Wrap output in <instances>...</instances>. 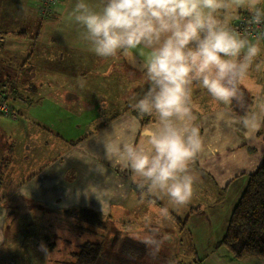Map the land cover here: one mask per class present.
Listing matches in <instances>:
<instances>
[{
    "label": "crops",
    "instance_id": "obj_1",
    "mask_svg": "<svg viewBox=\"0 0 264 264\" xmlns=\"http://www.w3.org/2000/svg\"><path fill=\"white\" fill-rule=\"evenodd\" d=\"M89 2L96 4L98 0ZM75 3L76 0H59L52 19L40 25L36 9L39 0H0V65L6 61L11 67L9 69L13 70L11 76L22 78L19 88L32 93L27 104L12 102L20 119L27 123L22 122V129L29 126L36 130L31 121L32 112L36 110V116H42V113L43 116H66V122L57 119L56 125L63 122L64 130L68 127L73 130V116L85 114L88 107L92 112L104 108L106 103H99V107L94 102L84 105L82 94L78 95L79 88L83 90L84 84L91 82L80 71L89 66L92 59L101 67L108 68L118 64L141 67L144 62L146 50L142 48L132 50L131 58L123 52L116 57L101 58L90 51L79 39L80 29L69 15ZM260 47L264 49L263 40ZM118 59L120 63L113 61ZM22 61L28 62V71L19 69ZM258 67L252 65L247 74L253 83L264 82V65ZM143 78L141 82H149L145 72ZM204 93L207 94V91L204 90ZM16 95L25 96L20 90L16 91ZM70 102L72 108L68 106ZM135 103L131 101L123 111L114 110L113 117L81 139L65 142L56 138L50 148L56 151L55 155L41 156V159L36 155L34 162L42 163L36 170L29 160V170L33 173L17 185L15 192L43 207L50 215L69 216L65 211L68 208L92 210L101 222H107L105 226L108 225L115 236L114 251L124 238L142 243L146 247L143 257L146 264L150 254L156 258L157 264H169L170 259L176 261L181 258L191 259V262L201 259L202 264H264L263 259L247 257L236 260L225 248L215 249V242L225 235L231 213L246 187L248 176L262 161L264 125L258 131H251L244 128L241 121L250 113L259 112L264 104L249 110L224 105L216 111L205 113L191 106L195 123L198 121L197 126L205 141V150L190 164V171L196 178L195 200L193 195L186 205L177 206L170 202L166 194L150 192L147 186L143 190L134 189L141 180L131 170L121 169L104 159V135L113 126L135 127L138 139L150 134L155 118L150 116V121L141 126L138 116H142L134 108ZM21 120L17 123H21ZM33 150H37L36 145L29 147L19 141L12 150L9 147L16 158L26 151L32 156ZM101 164L106 169L104 175L95 170ZM90 184L106 192L102 209L94 197H85L79 191ZM197 193L209 197L200 202L202 197H196ZM97 196H101V192H97ZM162 209L167 210L166 215L161 214ZM9 210L0 203V264L6 261L33 264L36 260L40 264H72L64 261L69 260V251L77 248L72 246L67 251L64 242L69 238V225L77 224V221L68 218L53 220L57 235L47 229L48 233L40 236H22L15 233L19 229L15 221L6 225ZM181 218L187 219L182 228L179 223V226L176 224ZM41 224L45 228L48 225L45 220ZM61 227L65 229L61 230ZM122 231L123 237L120 236ZM45 241L47 248L38 247ZM150 245H157L159 249L153 252ZM32 254L35 255L33 261ZM176 264L185 263L177 261Z\"/></svg>",
    "mask_w": 264,
    "mask_h": 264
},
{
    "label": "clouds",
    "instance_id": "obj_2",
    "mask_svg": "<svg viewBox=\"0 0 264 264\" xmlns=\"http://www.w3.org/2000/svg\"><path fill=\"white\" fill-rule=\"evenodd\" d=\"M262 0H76L69 12L79 27V39L101 58L144 49L141 67L149 81L134 108L154 116L150 134L136 137V128L123 125L106 130L104 159L131 170L141 187L164 193L177 206L194 195L191 162L205 150V141L191 107L193 85H199L217 102L230 104L239 93L260 55L264 32L254 40L231 24L240 8L251 13L255 25L264 24ZM258 131L264 125V105L241 121ZM100 175L106 169L97 165ZM94 197L100 207L106 192L90 184L79 190ZM101 192V196H97ZM162 209L161 214L166 215Z\"/></svg>",
    "mask_w": 264,
    "mask_h": 264
},
{
    "label": "rangeland",
    "instance_id": "obj_3",
    "mask_svg": "<svg viewBox=\"0 0 264 264\" xmlns=\"http://www.w3.org/2000/svg\"><path fill=\"white\" fill-rule=\"evenodd\" d=\"M40 1L41 0H39V4ZM58 1L59 0H55V3L57 4ZM261 6H264V2L261 4ZM243 11H247V9L240 8L238 11L232 14V17ZM39 16L46 20L48 19V14L42 16L39 13ZM52 16H50L49 19H51ZM21 59L24 58L22 57ZM15 60L18 59L15 58ZM113 61L117 63L121 62L119 59L118 61ZM17 62L16 65L18 64ZM252 65L257 69L260 68L258 67L259 65H264V49L261 50L260 55L254 60ZM9 70L10 73L7 74ZM12 71L13 70L9 69L6 64L0 65V80L5 79L6 77H11ZM80 72L84 73L86 79L91 80V82L84 84L83 90H81L80 88L78 90V95L82 94L83 96L84 105H89V103H91L90 105H92V103L94 102L98 107L99 103H106V106L104 108H100L99 110H97V112H92L88 107L85 110V114L73 116V120H71L73 122L71 124V126L74 127L73 130L71 127H68L64 130V127L62 126L65 125V123L63 122L59 125H56L57 119H63L66 122V116L53 114H51L50 116H43L44 113H42V116H36L38 110L32 112L31 118V121L36 127L37 131L29 126L22 129V122L23 124L27 123L26 121H22L20 119L21 117H19L17 110L12 115H8V113H6L4 109L0 110V203L10 208L6 225L14 223L15 221V224H17L19 228L15 233L18 235L40 236L43 235V233H48L47 229H50L56 234V230L54 228L55 223L53 222V220L60 221L62 219L64 220L65 218H68L70 221L83 220V218H76L75 216L50 215V213H48L47 210H45L43 207L36 205L26 198H22L19 193L17 194L15 192L17 185L24 178L33 173V171L29 170V160L33 162V167L36 170L39 166H41L42 163L34 162L35 156L37 155L41 159V156L48 157V155L51 154L55 155L56 151H52L50 148L51 143L56 142V138L58 140H64L66 142L70 139L77 140L87 136L88 134L101 127L105 123V121L113 117L114 110H117L118 112L123 111L128 103H130L131 101H136L140 97H142V95L150 86L149 82H141V80L144 79L143 75L145 70H143L142 67L138 66L123 67V65L118 64V66H115L114 68L101 67L100 65H98V62L92 59L90 65ZM59 75L62 74L60 73ZM59 78L63 79L62 76H60ZM106 78L108 80L104 81V79ZM238 85L244 89V91L246 92V96L250 98L249 102L247 101L248 103L246 104V106L242 101H232L230 104L219 103L215 101L208 93H204V89L202 87L195 84L193 85L191 106L195 107L202 113H205L211 110L216 111L218 110V108L224 107V105H230L233 109L242 110L244 108L249 110L258 105L264 104V82L253 83L251 82V78L247 75L239 81ZM8 86L10 88V83L8 84ZM201 88L202 90L200 91ZM10 90L12 89L10 88ZM18 90L23 91L25 94V96H22L18 102L27 104V99H29L28 97L32 98V93L29 94V92H27L29 91L28 89L23 90L19 88ZM57 92L60 93V91ZM239 93L244 98V92L241 91ZM10 95L12 96V94ZM11 96H8L7 100L5 101V106H7V102L11 100ZM71 103L72 102H70L68 106L72 108ZM113 105L114 107H112ZM77 107L83 106L78 105ZM26 110H28L27 106ZM198 117H200V115ZM18 118V121L21 120V123H17L18 121H14ZM142 118L145 119V117L143 116ZM198 124L199 123L197 121L196 125ZM140 125L144 126L145 124ZM16 141L21 142V144H26V146L29 147L30 145H36L37 150H33L32 156H30L31 154L26 151L16 158V156H14L12 152L9 151V147L12 150V147L16 144ZM140 184L141 182L137 183L134 189H145V186L141 187ZM196 197H202L200 202H203V198H208L209 196H201V194L197 193ZM211 198H213V196H211ZM193 200H195V195ZM171 217L173 216L171 215ZM175 219H177V217H175ZM44 220L48 223L46 228L41 224V221ZM28 221L30 223H26ZM183 221L184 218H181L180 223L177 221L176 224L178 225L179 223L180 228H182L183 226L185 227V225L182 223ZM86 223L88 224V228H85V230L84 228H82V226L77 224L69 225V238L64 242V247L65 249H67V251L68 248L71 249L72 246L75 247L78 240H83V242L98 240V242H102L104 244V247H108L111 244L113 245V247L115 246L114 235H112L110 232H103V229H98L96 231V235H90L89 230L92 228V223H88L87 221ZM138 228H140V224L138 225ZM64 229L65 227H61V230ZM62 232L64 233V231ZM123 235L124 233L122 231L120 233V236L123 237ZM217 242H215V244ZM150 246L152 247V249L150 250L153 252L159 249L157 245ZM38 247H42L43 249L47 248V241L41 242ZM32 256L33 259L31 261L35 260V255L32 254ZM146 261L148 262V264H157L158 262L156 261V258L152 256V254H150L149 257L146 258ZM177 261H182L185 264L199 263L197 259L191 262V259L181 258L176 261L174 259H170L169 264H176ZM66 262H72L73 264L74 259L72 260L71 256H69V260L64 261V263ZM4 264L16 263L6 261ZM33 264L40 263L38 260H36Z\"/></svg>",
    "mask_w": 264,
    "mask_h": 264
},
{
    "label": "trees",
    "instance_id": "obj_4",
    "mask_svg": "<svg viewBox=\"0 0 264 264\" xmlns=\"http://www.w3.org/2000/svg\"><path fill=\"white\" fill-rule=\"evenodd\" d=\"M57 4L52 5L47 20L39 16L42 3L37 6L40 25L52 19H49V17L54 15ZM6 65L8 66V64ZM18 67L20 70L28 71V62L22 61ZM8 68L11 67L8 66ZM8 73H10V70ZM21 80V76L13 75L0 80V85L8 86L10 83L12 93L16 94ZM238 88L239 92H244V98L238 93L233 102L242 101L246 106L250 98L246 96V92L242 87L238 85ZM142 116L145 119L138 116L142 125L148 123L151 119L148 115ZM67 214L76 218H83V220H77V225L82 226L84 230L88 228L86 221L92 223V228L89 230L90 235H96L98 229H103V232L112 234L110 227L105 226L107 222H101L99 216L90 209H70ZM186 222L187 219H184L182 223L185 225ZM220 247L225 248L237 260L247 257L264 260V155L260 166L248 176L246 187L231 213L225 235L215 244V249ZM74 248H77V250L70 251L71 258L74 259L73 264H146L143 261L146 253L145 245L129 238L122 239L119 242V249L117 248L116 251H114L112 244L104 247V244L98 242V240L85 242L82 240ZM198 262L199 264L203 263L200 259Z\"/></svg>",
    "mask_w": 264,
    "mask_h": 264
},
{
    "label": "built area",
    "instance_id": "obj_5",
    "mask_svg": "<svg viewBox=\"0 0 264 264\" xmlns=\"http://www.w3.org/2000/svg\"><path fill=\"white\" fill-rule=\"evenodd\" d=\"M41 3H42V9L40 11V14L42 16L48 14L49 16V11L52 5H55V0H43L41 1ZM231 24L239 33H241V35L248 36L249 38H252L253 40L257 35L264 32V24H261V25L253 24L251 21V13L248 10L239 12L236 18L231 21ZM7 87L9 88V86ZM10 91L11 90L9 88V92H6V93L0 92V110L4 109V111L8 113V115H10L9 106H8V103H7V106H5V101H6V97L8 98V96H11Z\"/></svg>",
    "mask_w": 264,
    "mask_h": 264
},
{
    "label": "bare ground",
    "instance_id": "obj_6",
    "mask_svg": "<svg viewBox=\"0 0 264 264\" xmlns=\"http://www.w3.org/2000/svg\"><path fill=\"white\" fill-rule=\"evenodd\" d=\"M0 92H4V93H6V92H9V88L7 87V86H5V85H0ZM10 94H12V97H11V100L9 101V102H7L8 103V106H9V114L11 115V114H13V113H15L16 112V109L13 107V105H12V102H14V101H19V99H21V97L22 96H20V95H16V94H14V93H12L11 91H10ZM6 97V96H5ZM6 100H7V97H6ZM66 211V213H69V211H70V209L68 208L67 210H65ZM68 215V214H67ZM233 257V256H232ZM234 258V257H233ZM235 259V258H234ZM201 260V259H200ZM237 260V259H236ZM203 261V260H202Z\"/></svg>",
    "mask_w": 264,
    "mask_h": 264
}]
</instances>
